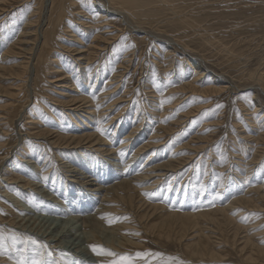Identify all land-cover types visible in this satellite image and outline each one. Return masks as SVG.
I'll return each mask as SVG.
<instances>
[{"label":"rangeland","instance_id":"obj_1","mask_svg":"<svg viewBox=\"0 0 264 264\" xmlns=\"http://www.w3.org/2000/svg\"><path fill=\"white\" fill-rule=\"evenodd\" d=\"M87 1L88 0H70L71 6L69 5V7L66 8L63 18H61V20L59 21L60 23L58 22L59 23L58 35L60 37L59 38L60 40L58 39L55 42L56 44H54V48L51 50L53 52H51L49 55V57L52 56L51 59L56 58L57 61L54 63L55 65H51L49 58H47L45 62L46 64L44 65L45 67L50 68L49 70H51L52 72L46 78L43 77L34 80L33 70H32L33 66L31 64L24 78L25 80L27 78V80L25 82L21 81L24 82L22 83L21 88L18 90H14V88L19 83V81L18 80L16 81V79L14 78L15 74L12 73V69H14V64L19 62L23 58L19 56L16 48H14L13 52L9 55H5L3 53L9 48V45L13 44L14 40L18 38V35L20 34V32H22L23 26L27 21L26 19H28L29 21L30 17H32L31 19L37 18V22L35 24L36 25L41 24L42 27H44L47 24L48 15L45 14L44 10L48 8V1L0 0V3L2 2V4H0V9L2 8L0 10V15L2 14L0 16V22H1L0 23V65H3L4 67L8 68L5 71H0V114H2V111L9 110L8 103L9 101H11L12 93H16V97L14 96V99L15 98L22 99V101H20L21 105L18 104L17 106V112L20 110L19 111L20 113L15 115L12 120L9 119L6 121V119H2L3 124L2 126L0 125V127L2 128L0 131V182H1L0 183V216H1L0 227L7 226L6 228L8 229L6 232V236L4 235L5 238L3 242L0 243V247H1L0 264H10V262L12 264L16 262L18 263L21 259L25 261V264H32L34 258L36 256H39L40 253H43L41 264L44 263L61 264L62 259H64L66 255L72 257L71 259L73 260L70 261L71 264H79V263L80 264H86V263L111 264L113 260L119 259V257L123 255H128L133 257L134 264H245V263L258 264L259 262L258 260L253 261L246 259L248 253H250V248L248 246L246 248L244 247L243 249L241 248L243 246L242 243L243 239H246L247 236H248L247 240L251 241V243L254 242L253 243L254 245L256 244V246L264 247V215H263L264 208L262 209V211H260L261 209H258V211L257 209H249L246 213H244V211L240 212L237 209L231 211V213L228 214L229 218H231V220L233 219V222H235L236 225H240L242 227L240 233H237L236 235H234L235 233L230 228L229 226L230 224H226V225L223 224L220 228H218L215 227L214 224L210 222L206 223L205 220L199 219L196 216L192 218L194 221L189 222V225L194 222V225H190L193 229L188 227V230L183 232L177 231L179 227H175V226H173V229H171L169 232L166 230L160 231L159 230L160 228H154V230L152 231L149 228L152 224L151 222L153 223L159 222L160 219L164 217V215L166 216L167 214H171L173 211L176 214H182L184 210H186L185 208L188 207L187 204L192 203V202H187L185 200L191 199L192 197H200L201 195L202 197H208V198L210 197V199H206L205 201L204 200L200 201L199 205L195 207V208L200 207L201 212H203V210H207L208 207H212V206L216 207L218 205H221L224 202V200L230 199L232 195L234 196L240 194L242 195V192H245L249 189H253L256 186H261L262 183L264 184V160H263L264 151L261 154L259 152L256 153L257 150H255V148L252 147L253 146L252 145L253 143H251L252 141H248V139L246 138L249 136V138L252 139V137L257 136L258 133L260 132L264 133V131H261L262 128L264 129V125H262L264 124V122L262 121L264 120V88H263L264 87L263 85L264 84L263 81L264 79V0H174L176 6L175 8L176 14H180L184 12L183 14L196 18V20H194L195 22L194 27L203 29L204 33L202 34L204 35L203 36L204 39L201 38L202 36H200L197 31L190 32L178 27V24L176 22L177 20L176 15L173 14L171 10H168L167 7H164L163 9H159V10H152L150 12L149 16L154 14V16L157 17L158 19L157 22L152 24L141 22L142 19H144L143 17H140V19L131 20L130 25L131 24L134 26L136 25L135 27H133L132 25H131L132 27L125 26V23H123L119 19H113V20L105 19L108 20L109 23L108 24L109 26L107 25L109 28L106 29H109L108 30L110 31L109 33L111 34L112 37L115 38V41L111 40L112 43H110L108 47L109 49H114L115 47H118L119 51L117 52L116 50L112 54L106 50L105 51L99 50L96 56L98 63L94 62L89 66L94 67V65L97 63L98 67H100V68L97 67L98 68L97 70L100 73V75H105V79H107V77L110 78L113 72L114 74L120 75L119 78L121 83L114 89L115 92H113L112 89H107L104 92H101V94H103L102 98L98 99L95 103L97 104L104 103L105 106H107L109 105V103L114 101L113 99L119 98L124 91L128 93V95L125 98L123 105L122 103L120 105L117 102H115L112 105V107L110 106V108L113 109L110 110L108 109L104 111L105 115L112 116V114H117L115 118L122 117L120 121H115L116 119H114L110 123L111 125L108 124L109 121H106L104 122V124L108 126L106 125L104 126L103 123L101 124L100 122L95 123L96 121L93 120L95 118H92L91 120L88 121L89 126L87 127L88 128L91 127L94 133H97L98 131L97 135L103 138L105 141H107L106 142L107 145H110L109 143L111 142L113 148L117 150L119 147L118 143L120 142V140H122L124 136L121 133H123V131L125 130L126 131L128 130L127 132H129L131 130L132 125L135 122H136L135 125H138V130L136 133H134L136 134L134 136H136V139H140V141L146 142L151 136H153L154 133L153 130L157 128L159 123H163L164 125H167L168 123L170 124L173 121L181 119L180 120L181 122L177 124L178 126L179 125L180 126L178 127L177 125H175V128L176 127L177 128L173 132H171L170 134L164 133L161 135V137L159 138L160 140H158V142L161 143L159 146L161 147V149H164V151L166 152H164L163 150L161 151L160 147L158 146L159 147L158 151L162 153L159 152V154L154 158L158 160V158L161 157L160 161L158 162L159 164L167 160V158L168 160L169 159L175 160L177 157H178L177 159L183 158L184 161L182 162L185 163V164L183 163L180 167L178 166L179 168H176L173 171H167L166 172L167 174L160 176L157 179V183L153 186L154 189L153 188L147 189L148 191L144 189L142 191L143 189L142 186L144 187V185L134 184L135 188L137 189V195H136L137 198L134 199V202L129 204L127 201L123 202L119 198L118 199L112 198L113 201L111 200L110 203L107 202L109 205L105 203L106 206L108 207L111 206L109 209L104 208L106 206L99 207L100 204L97 203L92 196L93 192L87 189L90 188L93 189L94 186L95 187L100 186L103 189L110 185L117 184L121 180H125L128 178L132 179L131 177L133 176V173L134 174L136 173V169H138L137 168L138 165H134V163L131 162L129 163L128 166H126V168H123V164H122L123 162L117 160L119 158L117 157L118 154H116L115 155L116 160L113 159V162L117 163L116 165L117 167L119 166L120 168L119 169L115 165H114L115 167L112 166L111 164L112 160L110 161V159L104 154V152L101 151L96 152V150L94 151V149H89V146H85L86 148L79 147L76 145L77 143L75 141H71L69 142V144L64 146H62V144H64L63 143L64 141H61L60 144L54 145L53 143L51 144V142L48 139L45 138L36 139L35 135L31 134V132L33 131L35 132L37 130L35 129V126L37 125L35 123L30 124L27 122L29 119L27 117L31 115L33 117L31 120L38 123V125H40L39 122L46 121L45 125H40L38 128L41 130L44 129L42 131H49V133L50 132L54 133L57 132L58 130L60 133L62 132V134H66L67 136H69L68 134L83 133L82 130H79L80 121L78 120V118L75 117L74 109L73 110L69 109V108H74L75 105H70L71 104L70 102L69 105L63 104L57 100L61 98L65 99L67 97H70L71 95H76V94L78 95L80 93L79 91L81 90L83 91L84 94V92L86 93L88 89H90V87H92L93 90L89 91V93L91 94H87V97L93 98L95 96L94 92L96 90L98 96L100 94V91H102V89L108 86V85L104 86V80H103L104 77L103 78L98 77L95 81L96 83L92 84L91 82L90 85L85 83L86 81L83 78V72H82L84 70V67L86 66V63H84L85 60L84 61L81 59L79 60L76 57L75 58L76 62H74L72 59H70V57H72L71 50L76 48L82 49L83 47H86L90 43L92 39V35H94L93 34L94 31L91 32L89 31V33L86 34V31L81 30L82 26L76 25L74 23L75 19L76 22H80V20H78L77 18L80 19L81 15L86 14L87 10L86 8L84 9L83 3L85 4L87 3ZM101 3L103 4V7ZM93 8L97 10H105V9L107 10V8L109 9L111 7L110 4L106 3V0H96V2L93 5ZM67 22H69V24ZM161 23L163 24L161 25ZM62 26L65 28H62ZM86 26L88 25L85 24V27ZM66 28H69L71 30L73 36L69 35V33L66 31ZM131 35H133V41L135 43H133V46H131L130 48L128 46V42L131 39ZM205 38L210 43L208 41H205ZM148 41H151V43H148ZM68 49L71 50L69 51ZM216 49H218L219 51ZM149 51L151 52L149 53ZM189 53L194 56L189 55ZM226 55L227 58L225 57ZM128 58H130L131 60L128 61L127 60ZM187 61H188V65H187ZM123 62H128V64L130 65L128 66L127 70H124L123 68H118ZM195 65H197V67H195ZM103 66L105 70L102 73ZM190 67L192 68L191 70ZM106 69L108 71H106ZM156 69L158 71L161 69L160 70L162 71L161 75L157 77L155 75H150L152 71H154L155 73ZM58 70H60V72ZM141 70H142V74L140 72ZM179 70L182 71V75H180L181 77L177 78L178 74H176V72H178ZM195 71L203 72L201 73L202 75L201 78L199 79L200 81L195 80V76H196ZM93 73L94 72L92 71L91 74L92 80L95 78L93 77ZM57 75L66 77L65 87H62L60 85L63 84L64 82L50 81L51 79L57 77ZM151 76H153L152 78L154 79L157 78L156 80L158 82L149 81ZM212 76L213 78H211ZM214 77H216V79L220 78L223 84L226 85V88H224L222 90V93L220 92L219 95L213 92H211L212 94L211 93L200 94L199 92L194 93L193 91L191 92L186 91V93L185 92L179 93L175 91L174 94L176 96L174 95L175 97L174 96L173 97L176 99L173 100V97L171 96L173 102L171 99L168 100L170 102L169 103L167 100L160 98V96H162L163 94L162 91L164 90L163 85L160 84L161 80L162 82H165L169 86L171 84L175 86L176 84L180 85L183 84L184 82L186 83V82L196 81L195 84L199 89L200 87L203 88L210 85L211 86L220 85L219 82L218 83L215 82ZM70 79L72 80L70 81ZM81 81H83L82 85H80ZM34 82L37 84V87L40 86L38 88L39 90H37V87L34 88L33 85ZM227 84H230V87L233 86L232 87L233 89L230 87L228 88ZM71 85L72 86L75 85L74 86L75 88L73 87V90L68 89V87H70ZM41 87L44 88V90H42ZM62 92L65 95L62 94ZM38 93L39 95L41 94L40 95L41 97L38 95ZM155 93L158 95H156ZM35 95H38L41 98L40 102L45 105L46 109L44 110L42 115H38L35 111L31 112V114L27 113L30 110V104L32 100H34L36 97ZM244 97H246V99ZM158 101L162 102L161 105ZM162 104L164 105L166 104L165 107ZM105 106H103V108ZM254 106H256V108ZM120 109H122L121 112H119ZM109 113H111V115ZM165 114L166 116L168 114L170 117L168 121H166L167 117L165 116ZM44 115L46 116L45 117L46 120H44ZM184 115H186L187 117ZM75 119L76 122L74 121ZM258 122L260 123V125L258 124ZM113 125L115 126L117 125V130H116L117 132L113 136L114 138L110 139L109 137L111 133L109 128L110 127L115 128V126ZM106 127H108V129ZM120 128L121 129L125 128V130H121ZM256 128H258L259 132ZM98 129H102V132ZM78 130L79 132H76ZM134 139L135 138L132 137L130 140H128L125 143V145H127L128 148L125 151V154L123 153L124 155V157L122 158L123 161H126L127 159L126 156L130 154L129 147L131 148L130 151L134 149L132 148L135 145L133 144V142L136 139L135 140ZM190 139H192L193 142H190L189 143L190 145L186 146L185 144ZM24 143L26 145L29 144L28 147L34 146L37 148L36 143L40 145L38 146L36 152L32 154L31 157H28L25 154H20L24 152V150L21 149ZM129 144L132 146H130ZM190 146L194 148H191ZM81 150L82 153H80ZM254 152H255L254 155H256L257 160L256 163L254 162L250 164L249 159H251ZM258 153L259 155L257 156ZM142 156L146 157L147 151H145V153ZM81 157L84 159H82ZM105 158H107V160ZM79 160L81 162H79ZM143 161H144L143 164H145L146 163L145 158H143ZM10 162H13L12 165H6L9 164ZM130 164L134 166V168L133 167L129 168ZM25 165L28 168V170L26 171L24 170V168L26 167ZM6 166H9L7 171L5 170V168H7ZM74 167L76 169V172L70 171V169ZM245 168L246 170H244ZM40 169H43L44 171L43 170L41 171ZM111 170L116 172L115 173L113 171L111 172ZM213 170L216 172H214ZM72 175H74V177ZM100 175H102V177ZM37 176L40 177L38 178ZM84 176L87 177L89 176V177L83 178ZM9 177L18 180L20 179L21 182L16 183V185L15 183H10L9 181L12 179ZM69 177L70 180L72 181L69 180ZM244 177H246L245 180ZM155 178L157 177L149 178L144 181L150 183L155 181ZM21 179L25 181H29L34 184H31L30 186L27 185L29 188L28 187L24 188L23 185L25 183H23ZM87 179L88 180L91 179V180L88 181L86 184L85 181ZM240 179L244 180L245 183L243 181L241 185ZM91 182L95 184L93 185L91 184ZM107 182L110 184H108ZM68 183L70 184V186ZM199 184L202 185V188L200 189L198 188ZM231 184H233V186ZM168 186L169 189H167ZM209 189L213 193L209 191ZM263 189H264V185L262 191ZM71 190L74 191L72 192ZM183 190L185 191L183 192ZM240 190L242 191L239 192ZM59 191L61 192V194ZM46 193L47 195L48 194L50 195L45 196ZM52 193H54V195H57V198H54V201H57L55 199H58V201L61 200L60 202L62 204H59L60 202L56 204V205H60L61 207L63 206L60 211L57 210L55 207L56 205H54L53 202H51V200L48 199L51 196H53ZM116 193H117L116 195L120 194L122 196H126L130 193V191H124L118 189V192ZM64 194H66V196H68V194H72V195L65 198ZM68 198H71V202L72 201L74 202L73 206L72 205L67 206L65 204L66 201L69 200ZM81 198L82 199L84 198L83 201L81 200ZM17 205L23 207L24 209L26 208V210L22 212V210L24 209L20 210L19 207H17ZM150 205H159L163 207L162 208L163 211L161 210L159 211V213L157 211L156 213L151 214V210L147 211ZM64 207L69 208L70 210ZM86 208H90L91 211L90 210L86 211ZM115 208H119L120 210L118 211V209ZM99 209L103 211L100 212ZM63 211L66 212L62 213ZM96 211L100 213L98 214ZM95 213H97L100 216H97V214ZM190 213H194V212H190ZM77 214L81 218L78 217ZM93 215L94 216L96 215L95 218L97 217V220L101 224L100 225L101 229H97V233L101 238L100 241H93V242L91 241V243L89 242V244H87L88 249H91V251L93 252L95 259L91 255L90 257H88L68 250H64V252L61 253L60 248H51L50 245H47L48 251H45L40 245L38 246L40 252H37L38 250L31 251L32 253L29 254L28 252L30 251V249L28 248L30 246L28 245L27 247V245H24L23 242L20 241V239L16 240V238H20V236H22L21 235L22 233H27L28 235H31L33 239L36 236L29 231L28 232L22 231L21 229L16 228L12 225L10 226L6 223L7 219L12 217H16L15 219H18L20 217L19 219H22V221H27L26 219H32V216H35V218L46 217L51 219L57 217V219L59 220L68 217L74 219V217L76 216L75 220L77 219L78 221L77 225H79L80 222L83 220V218ZM101 216H103L104 219ZM126 218L127 220L130 218L128 221L129 222L132 221L133 223L132 222L129 223L126 220ZM104 222L106 223V225L104 224ZM116 225H121V227L120 226L117 227ZM114 228H116L117 230ZM165 229H167V227ZM74 232L75 235H77L80 232H82V229L81 228L74 229ZM110 232H114V233L111 234ZM198 233L199 234L201 233L202 235H199ZM128 235L129 236L131 235L130 236L131 238H129ZM193 235L194 236L197 235V236L194 237ZM108 236H114V238L116 237V239L119 238L120 240L123 239L126 240L125 242L123 241L124 246L122 243H121L122 245L117 244L116 243L117 241H114L115 244L112 245L111 243H109L111 239H108ZM121 236L123 237V239L120 238ZM203 236L208 237L207 245L210 251L205 255L203 253L197 252L194 249L197 246L192 247L193 244L199 241L200 240L199 238H202ZM106 239L109 241H107ZM102 242H103V246H102ZM90 244L92 246H96V248L99 250L93 251L92 250L93 247ZM106 244H110V245H106ZM110 250L111 252L113 251V253H117L118 255L115 257L108 255L107 258L106 254H108ZM241 250L242 253H244V255L241 253ZM97 252H101L99 256L103 254L102 257L97 256L98 255ZM138 252L154 253L158 255H149L147 257H136V253ZM103 256L105 259H103ZM253 257L257 258L258 256L253 255ZM25 258H29V260L30 259L31 260L28 262L27 260H25ZM53 260L56 261L52 262ZM259 264H264V263L259 262Z\"/></svg>","mask_w":264,"mask_h":264},{"label":"bare ground","instance_id":"obj_2","mask_svg":"<svg viewBox=\"0 0 264 264\" xmlns=\"http://www.w3.org/2000/svg\"><path fill=\"white\" fill-rule=\"evenodd\" d=\"M45 1H48V8H44L45 10H44V12H45V14L46 15H48V17H47V24L44 26V27H42L41 26V24H38V25H36L35 23L37 22V18L36 19H31L32 17H30L29 18V21H28V19H26L27 21L25 22V24H24V26H23V30H22V32H20V34L18 35V38L16 39V40H14V43L13 44H11V45H9V48L3 53V54H5V55H9V54H11L12 52H13V49L14 48H16L17 49V53L19 54V56L20 57H22L23 59L22 60H20L19 62H17V63H15L14 64V69H12V73H14L15 74V79H16V81L18 80L19 81V83L16 85V87L14 88V90H18V89H20L21 88V85H22V83H24L26 80H27V78H26V80L24 79L25 78V75H26V73H27V70H29V68H30V65L32 64V66H33V79L35 80H37L38 78H43V77H47L52 71L51 70H49L50 68H47V67H45L44 65L46 64L45 62H46V60H47V58H49V60H50V64L51 65H55L54 63L57 61V59L56 58H53V59H51L52 58V56H50L49 57V55H50V53L51 52H53V51H51L53 48H54V44H56L55 42L60 38L59 37V35H58V28H59V21L61 20V18H63V16H64V12H65V10H66V8L67 7H69V5L71 6V3H70V0H45ZM84 2H86V1H84ZM96 2V0H88L87 1V3H83V6H84V9L86 8V10L88 11H86V14L88 15H86V14H84V15H81L80 16V19L79 18H77L78 20H80V22H76V19L74 20V23L76 24V25H80V26H82V28H81V30H83V31H86V34L87 33H89V31L91 32V31H94V35H92V39H91V41H90V43L86 46V47H83L82 49H68L69 51L71 50V52H72V57H70V59H72L74 62H76L75 61V58L77 57V59H81V60H85V62L84 63H86V66L84 67V70L82 71L83 72V78H84V80L86 81L85 83H87L88 85H90V83L92 82V84L93 83H96L95 81H96V79L98 78V77H104L103 78V80H104V86H106V85H108L106 88H104V89H102V91H100V94L97 96V90L94 92L95 93V96L93 97V98H88L87 97V94H91V93H89V91L90 90H93L92 89V87H90V89H88V91L85 93L84 92V94H83V91L81 90V91H79L80 93L77 95H71L70 97H67V98H61V99H59V100H57V101H59L60 103H63V104H67V105H69L70 103V105H75V107L74 108H69V109H74V112H75V117L76 118H78V120L80 121V126H79V130H82L83 131V133H80V134H68L69 136H67L66 134H62V132L60 133L58 130H57V132H54V133H49V131H42V130H44V129H38L39 128V126L40 125H45V123H46V121H44V122H39V124L40 125H38V123H36L35 121H33V120H31L33 117L31 116V115H29L27 118H29L28 119V123H30V124H36L37 126H35V129H37L35 132L33 131V132H31V134H33V135H35V138L36 139H42V138H45V139H48L50 142H51V144L53 143L54 145H56V144H60L61 143V141H64L63 143L64 144H62V146H64V145H67V144H69V142H71V141H75L77 144V146H79V147H84V148H86L85 146H89V149H94V151L96 150V152L97 151H101V152H104V154L110 159V161L112 162L111 164H112V166L113 167H117V163H115V162H113V159H115V155L116 154H118V158L119 159H117V160H120V162H123L122 164H123V168H126V166H128L129 165V163H131V162H133L134 163V165H138V169H136V173L134 174L133 172V176L131 177L132 179H125V180H121L119 183H117V184H114V185H110V186H108V187H106V188H103L102 189V187H100V186H94V188L93 189H87V190H90V191H92L93 192V194H92V196H93V198H94V200H96V202L97 203H99L100 204V206L99 207H101V206H106L105 205V203H110L111 202V200H112V198H119V199H121L123 202H125V201H127L129 204H131V203H133L134 202V199L135 198H137L136 197V195H137V189L135 188V185L134 184H142V185H144V187L142 186V191L144 190V189H154V185L157 183V179L160 177V176H163V175H165V174H167L166 172L167 171H173L174 169H176V168H179L184 162H182V161H184V159L183 158H180V159H175V160H168V158H167V160H165L164 162H162V163H158L159 161H160V158L161 157H159L158 158V160H156L154 157L155 156H157L158 154H159V152L160 151H158L159 149V145L161 144L160 142H158V140H160L159 138L161 137V135L162 134H164V133H171V132H173L176 128H175V125H177L178 123H180L181 121V119L180 120H176V121H173V122H171V120H170V124L168 123L167 125H164L163 123H159V125L157 126V128L156 129H154L153 131H154V133H153V136H151L146 142H142V141H140V139H136V136H134V135H136V134H134V133H136L137 132V130H138V125H135V123L132 125V127H131V130L129 131V132H127L126 130H125V128H123V129H121V130H125V131H123V133H121V134H123L124 136H123V138H122V140H120V142L118 143L119 144V147H118V149L117 150H115L114 148H113V145H111V142L109 143L110 145H107V141H105L103 138H101L100 136H98L97 135V133H98V131H97V133H94L93 131H92V128L91 127H87V126H89L88 124V121L89 120H91L92 118H95V119H93V120H95L94 122L95 123H99L100 122V124L101 123H103L104 124V122H106V121H109L108 122V124H110L114 119H116L115 121H120L121 120V118L120 117H118V118H115V116L117 115V114H112V116H109V115H105V113H104V111H106V110H110V109H113V108H110V106L112 107V105L115 103V102H117L118 104H120L121 105V103H122V105H123V103H124V101H125V98L127 97V95H128V93H126L125 91L121 94V96L119 97V98H117V99H113L114 101L113 102H111V103H109V105H107V106H105V104L104 103H102V104H100V103H95L98 99H101L102 98V95L103 94H101V92H104L105 90H107V89H112L113 90V92H115L114 91V89L118 86V85H120V75H118V74H114V72H113V74L111 75V77L110 78H108L107 77V79H105V75H100V73L98 72V68H100V67H98V62H97V52H99V50L100 51H109L110 53H112L113 54V52H115L116 50H117V52L119 51L118 49V47H115L114 49H109V44L110 43H112L111 42V40H114L115 41V38L114 37H112L111 36V34L109 33L110 31H108L109 29H106V28H109L108 26V20H105V19H119L120 21H122L123 23H125V26H129V27H135L134 25H130V23H131V20H133V19H140V17H143L144 19H142V21L141 22H144V23H148V24H152V23H155V22H157L158 21V19H157V17H155L154 16V14H152L151 16H149L150 15V12L152 11V10H159V9H163L164 7H167V9L168 10H171L172 11V13L173 14H175L176 15V18H177V20H176V22H177V24H178V27H180V28H182V29H184V30H187V31H197L198 33H199V35L200 36H202L201 38L202 39H204L203 38V34L202 33H204L203 32V29L201 28V29H199V28H196V27H194L195 26V22H194V20H196V18H193L192 16H188V15H186V14H183V13H180V14H176V12H175V8H176V6H175V2H174V0H106V3L107 4H110V7L111 8H107V10L105 9V10H97V9H94L93 8V5H94V3ZM97 3H99V2H97ZM0 4H2V2L0 3ZM102 4V3H101ZM46 5V4H45ZM108 6V5H107ZM102 7H103V4H102ZM2 9V8H1ZM0 9V10H1ZM109 10H111V11H109ZM15 11V10H14ZM8 12V11H7ZM10 12V11H9ZM11 13V12H10ZM2 15V14H1ZM0 15V16H1ZM43 15V14H42ZM67 17V16H66ZM122 18V19H121ZM22 19H23V17H22ZM66 19H68V18H66ZM174 19V18H173ZM198 20V19H197ZM46 21V20H45ZM59 22V23H58ZM66 22V21H65ZM1 23V22H0ZM68 24H69V22H67ZM73 24V23H72ZM85 24H87L88 26H86L85 27ZM163 23H161V25H162ZM197 24V23H196ZM200 24V23H199ZM36 25V26H35ZM62 25V24H61ZM67 25V24H66ZM108 25V26H107ZM198 25V24H197ZM196 25V26H197ZM11 26V25H10ZM200 26V25H199ZM198 26V27H199ZM19 27V26H18ZM78 27V26H77ZM12 28V27H11ZM62 28H65V27H63L62 26ZM125 29H126V27H125ZM132 29V28H131ZM64 30V29H63ZM62 30V31H63ZM119 30V29H118ZM136 30V29H135ZM134 30V31H135ZM66 31L69 33V35L70 36H73V34L71 33V30L69 29V28H66ZM74 31V30H73ZM137 31V30H136ZM143 31V30H142ZM208 31V30H207ZM80 32H82V31H80ZM138 32H139V30H138ZM85 33V32H84ZM144 33H146V32H144ZM150 33H151V31H150ZM208 33V32H207ZM131 34V33H130ZM149 34V33H148ZM186 34H188V33H186ZM68 35V34H67ZM146 35V34H145ZM150 35V34H149ZM115 36V35H114ZM142 36V35H141ZM151 36H153V35H151ZM150 36V37H151ZM157 36V35H156ZM162 36V35H161ZM207 36V35H206ZM65 37V36H64ZM76 37V36H75ZM140 37V36H139ZM158 37V36H157ZM164 37V36H163ZM168 37V36H167ZM9 38V37H8ZM119 38V37H118ZM154 38H155V36H154ZM177 38V37H176ZM191 38V37H190ZM200 38V37H199ZM207 38H209V37H207ZM215 38V37H214ZM66 39V38H65ZM73 39H74V37H73ZM157 39V38H156ZM155 39V40H156ZM198 39V38H197ZM60 40V39H59ZM62 40V39H61ZM118 40V39H117ZM8 41V40H7ZM73 41V40H72ZM113 41V42H114ZM173 41V40H172ZM205 41H208L206 38H205ZM4 42V41H3ZM117 42V41H116ZM199 42H201V41H199ZM204 42V41H203ZM209 42V41H208ZM133 43H135L134 41H133V35H131V39L129 40V42H128V46L131 48V46H133ZM144 43V42H143ZM148 43H151V41H148ZM167 43H168V41H167ZM210 43V42H209ZM212 44V43H211ZM153 45H154V43H153ZM178 45V44H177ZM207 45V44H206ZM215 45V44H214ZM119 46V45H118ZM211 46V45H210ZM81 47V46H80ZM146 47V46H145ZM149 47V46H148ZM156 47V46H155ZM214 47V46H213ZM217 47H219V46H217ZM70 48V47H69ZM111 48V47H110ZM215 49V48H214ZM149 50H150V48H149ZM167 50V49H166ZM192 50V49H191ZM216 50H218V49H216ZM112 51V52H111ZM157 51H158V48H157ZM189 51V50H188ZM193 51V50H192ZM219 51V50H218ZM57 52V51H56ZM68 52V51H67ZM144 52V51H143ZM146 52V51H145ZM151 51H149V53H150ZM160 52V51H159ZM186 52V51H185ZM229 52V51H228ZM136 53V52H135ZM228 54V53H227ZM231 54V53H230ZM233 54V53H232ZM110 55V54H109ZM147 55H149V54H147ZM188 55V54H187ZM189 55H191L190 53H189ZM155 56V55H154ZM191 56H194V55H191ZM202 56H204V55H202ZM231 56V55H230ZM146 57V56H145ZM160 57V56H159ZM226 58H227V55L225 56ZM190 58V57H189ZM192 59V58H191ZM128 61H130L131 59L130 58H128L127 59ZM150 60V59H149ZM34 61V62H33ZM82 61V62H83ZM144 61V60H143ZM146 61V60H145ZM151 61V60H150ZM177 61V60H176ZM81 62V63H82ZM94 62H97L95 65H94V67H90L89 65L90 64H93ZM153 62V61H152ZM154 62H155V60H154ZM63 63V62H62ZM61 63V64H62ZM80 63V62H79ZM131 63V62H130ZM151 63V62H150ZM173 63V62H172ZM196 63H199V62H196ZM142 65H144V64H142ZM147 65V64H146ZM167 65V64H166ZM187 65H188V61H187ZM58 66V65H57ZM128 66H130L129 64H128V62H123L118 68H123L124 70H127V68H128ZM141 66V65H140ZM173 66V65H172ZM175 66V65H174ZM193 66V65H192ZM98 67V68H97ZM154 67V66H153ZM157 67H158V65H157ZM176 67V66H175ZM179 67V66H178ZM195 67H197V65H195ZM32 68V67H31ZM133 68V67H132ZM135 68V67H134ZM161 68V67H160ZM182 68H183V66H182ZM187 68V67H186ZM200 68V67H199ZM6 69H8V68H6V67H4L3 65H0V71H5ZM144 69H145V67H144ZM147 69V68H146ZM154 69V68H153ZM189 69V68H188ZM192 68L190 67V70H191ZM201 69V68H200ZM55 70V69H54ZM105 70V68H104V66L102 67V73H103V71ZM140 70V69H139ZM161 70V69H160ZM158 71L157 69H156V72L154 73V71H152V70H150V71H152L151 73H150V75H155L156 77L157 76H160L161 75V73H162V71ZM174 70V69H173ZM59 72H60V70H58ZM92 71L94 72L93 73V77H95L93 80L91 79L92 77ZM100 71V70H99ZM106 71H108L107 69H106ZM146 71V70H145ZM165 71V70H164ZM180 71V70H179ZM176 72V74H178L177 75V78H179V77H181L180 75H182V71H180V72ZM184 71V70H183ZM185 71H187V70H185ZM141 72V74H142V70L140 71ZM171 72V71H170ZM191 72V71H190ZM196 73V76H195V80H199L200 78H201V73H203V72H200V71H195ZM192 73H193V71H192ZM63 74V73H62ZM145 74V73H144ZM173 74V73H172ZM171 74V75H172ZM253 74V73H252ZM255 74H256V72H255ZM175 75V74H174ZM51 76V75H50ZM143 76V75H142ZM149 76V75H148ZM261 76V75H260ZM54 77V76H53ZM85 77H87V78H85ZM153 76H151L150 77V79H149V81H151V82H158L156 79H154V78H152ZM172 77V76H171ZM194 77V76H193ZM30 78H32V77H30ZM138 78V77H137ZM143 78V77H142ZM192 78V77H191ZM211 78H213V76L211 77ZM218 78V77H217ZM251 78V77H250ZM65 79H66V77H64V76H59V75H57V77H55L54 79H51L50 81L51 82H64L63 84H60L62 87H65ZM122 79V78H121ZM160 79H161V77H160ZM167 79V78H166ZM172 79V78H171ZM214 79H215V82L216 83H218L219 82V84L220 85H210V86H207V87H203V88H197V85L195 84V82H184L183 84H180V85H175V86H173L172 84L169 86V85H167L165 82H162V80L160 81L161 83V85H163V94H162V96H160V98L161 99H165V100H169V99H171L175 94H174V92L176 91V92H185L186 93V91H193L194 93L195 92H199L200 94L201 93H205V94H207V93H211V92H213V93H215V94H220V92L222 93V90L224 89V88H226V85L225 84H223V82H222V80H220V78H218V79H216V77H214ZM226 79V78H225ZM72 79H70V81H71ZM106 80V81H105ZM113 80H115V81H113ZM137 80V79H136ZM141 80V79H140ZM165 80V79H164ZM184 80V79H183ZM206 80V79H205ZM209 80V79H208ZM258 80V79H257ZM21 81H24V82H21ZM29 81V80H28ZM30 81H31V79H30ZM132 81H133V79H132ZM200 81V80H199ZM203 81H204V79H203ZM207 81V80H206ZM228 81V80H227ZM263 81H264V79H263ZM170 82V81H169ZM181 82V81H180ZM202 82V81H201ZM67 83V82H66ZM82 83H83V81H81V84L80 85H82ZM182 83V82H181ZM226 83V82H225ZM230 83V82H229ZM91 84V85H92ZM198 84V83H197ZM263 84V83H262ZM34 88L35 87H37V84L34 82ZM87 85V86H88ZM95 85V84H94ZM124 85V84H123ZM149 85V84H148ZM156 85V84H155ZM200 85V84H199ZM203 85V84H202ZM228 85V88L230 87V84H227ZM264 85V84H263ZM66 86H69V85H66ZM75 86V85H74ZM74 86H70V87H68V89H70V90H73V87ZM152 86V85H151ZM150 86V87H151ZM159 86V85H158ZM40 87V86H39ZM39 87H37V90H39L38 88ZM81 87V86H80ZM100 87V86H99ZM161 87V86H160ZM159 87V88H160ZM233 87V86H232ZM232 87H230V88H232ZM42 88V87H41ZM75 88V87H74ZM85 88V87H84ZM236 88V87H235ZM264 88V87H263ZM95 89V88H94ZM156 89V88H155ZM233 89V88H232ZM42 90H44V88H42ZM87 90V89H86ZM123 90V89H122ZM153 90V89H152ZM85 91V90H84ZM110 91V90H109ZM119 91V90H118ZM121 91V90H120ZM155 91H157V90H155ZM154 91V92H155ZM228 91V90H227ZM143 92V91H142ZM147 92V91H146ZM161 92V93H162ZM70 93V92H69ZM109 93V92H108ZM108 93H106V94H108ZM111 93H112V91H111ZM134 93V92H133ZM145 93V92H144ZM148 93V92H147ZM228 93V92H227ZM23 94H25V93H23ZM60 94V93H59ZM62 94H64L63 92H62ZM116 94V93H115ZM156 94V93H155ZM177 94V93H176ZM190 94H192V93H190ZM199 94V95H200ZM212 94V93H211ZM242 94H243V92H242ZM38 95H39V93H38ZM38 95H35L36 97H35V99L34 100H32V102H31V104H30V110L27 112V113H30L31 114V112H33V111H35L38 115H42V113L44 112V110L46 109L45 108V105L43 104V103H41L40 102V97L38 96ZM65 95V94H64ZM70 95V94H69ZM104 95H105V93H104ZM156 95H158V94H156ZM159 95H161V94H159ZM180 95V94H179ZM198 95V94H197ZM228 95V94H227ZM238 95V94H237ZM236 95V96H237ZM14 96L16 97V93H12V97H11V101L14 99ZM31 96V95H30ZM44 96V95H43ZM93 96V95H92ZM115 96H117V95H115ZM135 96V95H134ZM150 96H152V95H150ZM172 96V97H171ZM176 96V95H175ZM174 96V97H175ZM202 96V95H201ZM217 96V95H216ZM239 96V95H238ZM252 96V95H251ZM28 97V96H27ZM63 97V96H62ZM90 97V96H89ZM173 97V100L174 99H176V98H174ZM188 97V96H187ZM215 97V96H214ZM218 97V96H217ZM223 97V96H222ZM160 98H159V101H160ZM245 99H246V97H244ZM58 99V98H57ZM106 99H108V98H106ZM134 99V98H133ZM223 99V98H222ZM16 100H18V101H16ZM25 100V99H24ZM172 100V99H171ZM173 100H172V102H173ZM210 100V99H209ZM220 100V99H219ZM240 100V99H239ZM11 101H9V103H8V109L9 110H5V111H2V114H0V125L2 126V124H3V120L2 119H6V121L7 120H9V119H13V117L15 116V115H17V114H19L20 112V110L17 112V106H18V104H20V101H22V99H18V98H15L12 102ZM28 101V100H27ZM158 101V102H159ZM70 102V103H69ZM106 102V101H105ZM169 102V101H168ZM252 102V101H251ZM255 102V101H254ZM108 103V102H107ZM146 103V102H145ZM160 103V105H161V103L162 102H159ZM158 103V104H159ZM170 103V102H169ZM169 103H168V105H169ZM212 103V102H211ZM210 103V104H211ZM97 104V105H96ZM141 104V103H140ZM179 104V103H178ZM21 105V104H20ZM162 105H164V104H162ZM166 105V104H165ZM165 105H164V107H165ZM174 105V104H173ZM243 105H244V103H243ZM103 106H105L104 108H103ZM118 106V105H117ZM172 106V105H171ZM22 107V106H21ZM20 107V108H21ZM71 107V106H70ZM205 107H207V106H205ZM244 107H245V105H244ZM255 108H256V106H254ZM253 107V108H254ZM29 108V107H28ZM121 108V107H120ZM159 108V107H158ZM163 108V107H162ZM175 108V107H174ZM199 108V107H198ZM204 108V107H203ZM202 108V109H203ZM167 109H168V107H167ZM248 109V108H247ZM146 110V109H145ZM173 110V109H172ZM257 110H259V109H257ZM122 111V109H120V111L119 112H121ZM164 111H166V110H164ZM196 111V110H195ZM247 111V110H246ZM155 112V111H154ZM162 112H163V110H162ZM248 112V111H247ZM254 112H255V110H254ZM262 112V111H261ZM257 113V112H256ZM47 114V113H46ZM110 115H111V113H109ZM119 114V113H118ZM172 114V113H171ZM26 115V114H25ZM128 115V114H127ZM163 115V114H162ZM181 115V114H180ZM3 116V117H2ZM83 116V117H82ZM164 116V115H163ZM165 116H166V114H165ZM184 116H186V115H184ZM261 116V115H260ZM26 117V116H25ZM46 116L44 115V120H46V118H45ZM108 117V118H107ZM167 118V120L166 121H168L169 119H170V117H169V115L167 114V116H166ZM187 117V116H186ZM73 118V117H72ZM107 118V119H106ZM144 118V117H143ZM133 120V119H132ZM173 120V119H172ZM255 120V119H254ZM257 120V119H256ZM49 121V120H48ZM75 122H76V119L74 120ZM73 121V122H74ZM131 121V120H130ZM151 121V120H150ZM163 121H165V120H163ZM184 121V120H183ZM263 122H264V120H262ZM57 122V121H56ZM62 122V121H61ZM54 123V122H53ZM78 123H77V125H78ZM81 123H82V125H81ZM122 123V122H121ZM217 123V122H216ZM256 123V122H255ZM5 124H6V122H5ZM57 124V123H56ZM148 124V123H147ZM218 124V123H217ZM258 124L260 125V123L258 122ZM49 125V124H48ZM58 125H59V123H58ZM76 125V124H75ZM106 124H104V126H105ZM111 125V124H110ZM205 125V124H204ZM209 125V124H208ZM262 125H264V124H262ZM106 126H108V125H106ZM113 126H115V125H113ZM178 126V125H177ZM180 126V125H179ZM178 126V127H179ZM6 127V126H5ZM68 127V126H67ZM71 127V126H70ZM86 128V129H85ZM101 128V127H100ZM104 128V127H103ZM107 129H108V127H106ZM154 128V127H153ZM262 128V127H261ZM1 127H0V131H1ZM67 129V128H66ZM110 129V139H112V138H114L113 136L115 135V133L117 132L116 130H117V125L115 126V128H112V127H110L109 128ZM241 129V128H240ZM257 130H258V128H256ZM72 130V129H71ZM79 130L78 131H76V132H79ZM243 130V129H242ZM251 130V129H250ZM96 131V130H95ZM109 131V130H108ZM253 131H254V129H253ZM261 131H264V129L262 128L261 129ZM102 132V131H101ZM258 132H259V130H258ZM2 133H3V131H2ZM108 133V132H107ZM119 133V134H120ZM253 133V132H252ZM120 134V135H121ZM52 135H54V136H52ZM104 135V134H103ZM107 135V134H106ZM243 135V134H242ZM8 136H10V135H8ZM17 136V135H16ZM139 136V135H138ZM141 136V135H140ZM240 136V135H239ZM132 137H134L135 139V141L133 142V144H135L132 148H134V149H132V151H130L131 150V148L129 147V152H130V154H128L126 157H127V159H126V161H123L122 160V158L124 157V155H123V153L125 154V151L127 150V145H125V143L128 141V140H130ZM232 137V136H231ZM245 137H246V135H245ZM251 137H252V135H251ZM54 138V139H53ZM120 138V137H119ZM196 138V137H195ZM233 138V137H232ZM244 138V137H243ZM247 139H248V141H252L251 143H253L252 145V147H254L255 148V150H257L256 151V153L257 152H259L260 154L264 151V133L262 132H260V133H258L257 134V136H255V137H252V139H250L249 138V136L248 137H246ZM22 139V138H21ZM116 139V138H115ZM121 139V138H120ZM245 139V138H244ZM26 140V139H25ZM114 140V139H113ZM196 140V139H195ZM232 140V139H231ZM35 141V140H34ZM247 141V140H246ZM30 142H32V141H30ZM45 142V141H44ZM67 142V143H66ZM190 142H193V140L192 139H190L189 141H187V143L185 144L186 146L187 145H190L189 143ZM28 143V142H27ZM131 143V142H130ZM249 143V142H248ZM250 143V144H251ZM113 144V143H112ZM116 144V143H115ZM165 144V143H164ZM247 144V143H246ZM40 144H37L36 143V146H37V148L36 147H34V146H31V147H28L29 146V144L28 145H26L25 143L23 144V146H22V150H24V152H22V153H20V154H25V155H27L28 157H31V155L32 154H34L35 152H36V150L38 149V146H39ZM106 145V146H105ZM130 145V144H129ZM169 145V144H168ZM177 145V144H176ZM184 145V146H185ZM241 145V144H240ZM130 146H132V145H130ZM159 146V147H158ZM175 146V145H174ZM179 146V145H178ZM177 146V147H178ZM182 146H183V144H182ZM181 146V147H182ZM166 147V146H165ZM164 147V148H165ZM170 147V146H169ZM168 147V148H169ZM176 147V146H175ZM180 147V146H179ZM191 147V146H190ZM171 148V147H170ZM173 148V147H172ZM186 148V147H185ZM185 148H182V149H185ZM191 148H194V147H191ZM245 148V147H244ZM5 149V148H4ZM160 149H161V147H160ZM181 149V150H182ZM22 150H20V151H22ZM40 150V149H39ZM84 150V149H83ZM164 151V149H161V151ZM191 150V149H190ZM236 150V149H235ZM86 151V150H85ZM93 151V152H94ZM145 151H147V156L146 157H144V156H142L144 153H145ZM183 151V150H182ZM251 151V150H250ZM80 152V151H79ZM90 152V151H89ZM95 152V153H96ZM164 152H166V151H164ZM170 152V151H169ZM222 152H224V151H222ZM236 152V151H235ZM234 152V153H235ZM43 153H45V152H43ZM77 153V152H76ZM80 153H82V150H81V152ZM85 153V152H84ZM87 153V152H86ZM160 153H162V152H160ZM184 153H185V151H184ZM259 153L257 154V156L259 155ZM75 154V153H74ZM100 154V153H99ZM112 154V155H111ZM165 154V153H164ZM163 154V155H164ZM175 154V153H174ZM255 154V152L253 153V155H252V157H251V159H249V162H250V164L251 163H256V160H257V157H256V155H254ZM73 155V154H72ZM82 155H84V154H82ZM95 155V154H94ZM93 155V156H94ZM237 155V154H236ZM263 155V154H262ZM26 156V157H27ZM47 156V155H46ZM104 156V155H103ZM182 156V155H181ZM13 157V156H12ZM76 157V156H75ZM83 157V156H82ZM81 157V158H82ZM88 157V156H87ZM87 157H86V159H87ZM168 157V156H167ZM169 157H170V155H169ZM229 157V156H228ZM234 157V156H233ZM261 157V156H260ZM77 158V157H76ZM143 158H145V161H146V163L145 164H143L144 163V161H143ZM154 158V159H153ZM157 158V157H156ZM231 158V157H230ZM250 158V157H249ZM80 159V158H79ZM82 159H84V158H82ZM92 159V158H91ZM97 159V158H96ZM104 159V158H103ZM106 160H107V158H105ZM164 159V158H163ZM258 159H259V157H258ZM46 160V159H45ZM116 160V159H115ZM114 160V161H115ZM162 160V159H161ZM245 160V159H244ZM248 160V159H247ZM263 160H264V158H263ZM22 161H24V160H22ZM75 161V160H74ZM77 161V160H76ZM214 161V160H213ZM32 162V161H31ZM46 162V161H45ZM79 162H81L80 160H79ZM109 162V161H108ZM215 162V161H214ZM246 162H248V161H246ZM263 162V161H262ZM6 163V162H5ZM12 163L13 162H10L9 164H6V165H12ZM26 163H27V161H26ZM91 163V162H90ZM102 163V162H101ZM106 163V162H105ZM132 163V164H133ZM33 164V163H32ZM62 164V163H61ZM77 164V163H76ZM79 164V163H78ZM103 164V163H102ZM110 164V165H111ZM119 164V163H118ZM185 164V163H184ZM215 164V163H214ZM244 164H247V163H244ZM39 165V164H38ZM45 165H46V163H45ZM48 165V164H47ZM80 165H82V164H80ZM94 165V164H93ZM109 165V164H108ZM115 165V166H114ZM121 165V164H120ZM258 165H259V163H258ZM26 166V165H25ZM34 166V165H33ZM73 166V165H72ZM71 166V167H72ZM76 166V165H75ZM86 166V165H85ZM100 166V165H99ZM122 166V165H121ZM179 166V167H178ZM207 166V165H206ZM238 166V165H237ZM7 168H5V170L7 171V169L9 168V166H6ZM38 167V166H37ZM70 167V168H71ZM79 167V166H78ZM87 167H89V166H87ZM97 167H98V165H97ZM131 167H133L134 168V166H132L131 164H130V166H129V168H131ZM220 167H222V166H220ZM225 167H226V165H225ZM249 167V166H248ZM20 168V167H19ZM39 168V167H38ZM46 168H48V167H46ZM69 168V169H70ZM82 168H83V166H82ZM93 168V167H92ZM117 168H119V166L117 167ZM212 168V167H211ZM235 168H237V167H235ZM251 168V167H250ZM64 169V168H63ZM98 169V168H97ZM114 169V168H113ZM120 169V168H119ZM119 169H118V171H119ZM127 169H128V167H127ZM232 169V168H231ZM241 169V168H240ZM258 169V168H257ZM260 169V168H259ZM262 169V168H261ZM24 170L26 171V170H28V168H27V166L24 168ZM41 171L43 170V169H40ZM66 170V169H65ZM79 170V169H78ZM77 170V171H78ZM84 170V169H83ZM96 170V169H95ZM94 170V171H95ZM106 170V169H105ZM223 170V169H222ZM224 170H225V168H224ZM244 170H246V168L244 169ZM10 171V170H9ZM44 171V170H43ZM64 171V170H63ZM70 171H73V172H76V169H75V167L74 168H72V169H70ZM86 171V170H85ZM100 171V170H99ZM99 171H98V174H99ZM104 171V170H103ZM113 170H111V172H112ZM124 171V170H123ZM212 171V170H211ZM214 171V170H213ZM261 171V170H260ZM259 171V172H260ZM51 172V171H50ZM65 172H67V171H65ZM80 172V171H79ZM107 172V171H106ZM105 172V173H106ZM110 172V171H109ZM114 172V171H113ZM116 172V171H115ZM114 172V173H115ZM214 172H216V171H214ZM223 172V171H222ZM254 172H255V170H254ZM2 173V172H1ZM26 173V172H25ZM28 173V172H27ZM85 173V172H84ZM91 173V172H90ZM104 173V174H105ZM224 173V172H223ZM253 173V172H252ZM257 173V172H256ZM68 174V173H67ZM76 174V173H75ZM81 174V173H80ZM118 174H120V173H118ZM216 174V173H215ZM251 174V173H250ZM53 175V174H52ZM55 175V174H54ZM122 175V174H121ZM248 175V174H247ZM60 176V175H59ZM69 176V175H68ZM68 176H66V177H68ZM73 177H74V175H72ZM93 176V175H92ZM101 177H102V175H100ZM113 176V175H112ZM119 176V175H118ZM117 176V177H118ZM25 177V176H24ZM38 178L40 177V176H37ZM54 177V176H53ZM85 177H87V176H84L83 178H85ZM89 177V176H88ZM87 177V178H88ZM154 177H157V178H155V181H153V182H150V183H148V182H146V181H144V180H146V179H149V178H154ZM221 177V176H220ZM253 177V176H252ZM9 178H11L12 180H8L10 183H15V185H16V183H20L21 181H20V179L18 180V179H15V178H12V177H9ZM37 178V179H38ZM113 178V177H112ZM237 178V177H236ZM250 178V177H249ZM248 178V179H249ZM49 179V178H48ZM60 179V178H59ZM58 179V180H59ZM95 179H96V177H95ZM105 179V178H104ZM119 179V178H118ZM162 179V178H161ZM246 179V177H244V180ZM257 179V178H256ZM22 180V179H21ZM68 180V179H67ZM69 180H70V177H69ZM91 180V179H90ZM90 180H86L85 181V183L87 184V182L88 181H90ZM102 180V179H101ZM107 180V179H106ZM109 180V179H108ZM163 180V179H162ZM241 180V179H240ZM244 180H241L240 181V184L242 185V182L244 181ZM23 181V183H25L24 185H23V187L25 188V187H28L27 185H31V184H34V183H31V182H29V181H25V180H22ZM66 181V180H65ZM70 181H72V180H70ZM84 181V180H83ZM96 181V180H95ZM238 181V180H237ZM8 182V183H9ZM60 182V181H59ZM161 182V181H160ZM224 182V181H223ZM251 182V181H250ZM256 182V181H255ZM1 183V182H0ZM5 183V182H4ZM74 183V182H73ZM108 183V182H107ZM159 183V182H158ZM244 183H245V181H244ZM254 183V182H253ZM69 184V183H68ZM78 184V183H77ZM91 184H93L92 182H91ZM95 184V183H94ZM93 184V185H94ZM99 184V183H98ZM108 184H110V183H108ZM184 184V183H183ZM75 185V184H74ZM206 185V184H205ZM224 185V184H223ZM232 186H233V184H231ZM238 185V184H237ZM240 185V186H241ZM263 183L261 184V186H256L255 188H253V189H249V190H247V191H245V192H242V195L240 194V195H236V196H234V195H232V197L230 198V199H228V200H224V202L221 204V205H218V206H216V207H208L207 208V210H203V212H201V209H200V207H198V208H195V207H197L198 205H199V202L200 201H205L206 199H210V197L208 198V197H202V195L200 196V197H190L191 199H188V200H185V201H187V202H192V203H188L187 204V208H188V210H187V208H185L186 210H184V212L182 213V214H176L174 211V213L172 212L171 214H167L166 216L164 215V217L162 218V219H160V221L159 222H156V223H153V222H151L152 224H151V226H150V228L149 229H151L152 231L154 230V228H160L159 230L160 231H162V230H166V231H170L171 229H173V226H175V227H179V229L177 230V231H179V232H183V231H186V230H188V227H190V228H192L190 225H194V222L193 223H191L190 225H189V222L190 221H194L192 218H194L195 216L197 217V218H199V219H203V220H205L206 221V223H208V222H210V223H212V224H214L215 225V227H218V228H220L223 224H230L229 226H230V228L233 230V232L235 233L234 235H236L237 233H240V230H241V226L240 225H236V223L235 222H233V219L231 220V218H229V216H228V214L229 213H231V211H233L234 209H237L238 211H244V213H246L249 209H257V211H258V209H261L260 211H262V209L264 208V189H263V191H262V188H263ZM34 186H37V185H34ZM34 186H32V187H34ZM69 186H70V184H69ZM195 186V185H194ZM239 186V185H238ZM252 186V185H251ZM14 187V186H13ZM39 187V186H38ZM68 187V186H67ZM75 187V186H74ZM206 187V186H205ZM228 187V186H227ZM246 187V186H245ZM29 188V187H28ZM36 188V187H35ZM65 188H66V186H65ZM83 188V187H82ZM156 188H158V187H156ZM198 188L200 189V188H202V185H198ZM208 188V187H207ZM238 188H240V187H238ZM247 188V187H246ZM16 189V188H15ZM31 189V188H30ZM42 189V188H41ZM44 189V188H43ZM64 189V188H63ZM69 189V188H68ZM71 189V188H70ZM73 189V188H72ZM76 189V188H75ZM74 189V190H75ZM118 189H120V190H124V191H130V193L128 194V195H126V196H122V195H116L117 193L116 192H118ZM167 189H169V186L167 187ZM226 189V188H225ZM73 190V191H74ZM145 190V191H146ZM19 191V190H18ZM51 191V190H50ZM65 191V190H64ZM68 191V190H67ZM66 191V192H67ZM72 191V190H71ZM72 191V192H73ZM148 191V190H147ZM146 191V192H147ZM173 191H174V189H173ZM185 190H183V192H184ZM209 191H211L210 189H209ZM228 191H229V189H228ZM242 190H240L239 192H241ZM38 192H40V191H38ZM57 192H58V190H57ZM60 192V191H59ZM65 192V193H66ZM194 192V191H193ZM212 192V191H211ZM20 193V192H19ZM23 193V192H22ZM56 193V192H55ZM89 193V192H88ZM207 193V192H206ZM213 193V192H212ZM250 195H249V194ZM38 194H40V193H38ZM53 194V196H49L50 198H48L49 200H51V202H53V204L54 205H56L58 202H60V201H58V199H55V200H57V201H54V198H57V195H54V193H52ZM51 194V195H52ZM60 194H61V192H60ZM172 194V193H171ZM203 194V193H202ZM233 194V193H232ZM10 195V194H9ZM47 195V193L45 194V196ZM48 195H50V194H48ZM47 195V196H48ZM59 195V194H58ZM65 196V198H67V197H69L70 195H72V194H68V196H66V194H64ZM74 195V194H73ZM174 195V194H173ZM182 195V194H181ZM21 196H22V194H21ZM91 196V197H92ZM167 196V195H166ZM228 196H230V195H228ZM6 197V196H5ZM80 197V196H79ZM78 198V197H77ZM211 198H213V197H211ZM223 198V197H222ZM46 199V198H45ZM69 200L68 201H66V205L67 206H70V205H72L73 206V201L71 202V198H68ZM84 199V198H83ZM83 199L81 198V200L83 201ZM225 199V198H224ZM137 200H139V199H137ZM148 200V199H147ZM159 200V199H158ZM161 200V199H160ZM78 201H79V199H78ZM77 201V202H78ZM113 201V200H112ZM49 202V201H48ZM50 202V203H51ZM75 202H76V200H75ZM221 202V201H220ZM14 203V202H13ZM17 203V202H16ZM83 203V202H82ZM92 203V202H91ZM107 203V204H108ZM164 203V202H163ZM59 204H62L61 202L59 203ZM64 204V203H63ZM76 204V203H75ZM95 204V203H94ZM138 204V203H137ZM144 204V203H143ZM207 204V203H206ZM13 205V204H12ZM53 205V206H54ZM65 205V206H66ZM77 205V204H76ZM109 205V204H108ZM165 205V204H164ZM23 206V205H22ZM66 206V207H67ZM91 206V205H90ZM128 206V205H127ZM17 207H19V209L21 210V209H24L23 207H21V206H19V205H17ZM56 207V209L57 210H61L62 209V207L60 206V205H56L55 206ZM66 207H64V208H66ZM87 207H89V206H87ZM111 206H106V207H104V208H106V209H109ZM119 207V206H118ZM126 207V206H125ZM124 207V208H125ZM29 208V207H28ZM128 208V207H127ZM162 208L163 207H161V206H159V205H150L149 206V208H148V210L147 211H150L151 210V214L152 213H156L157 211H158V213H159V211H161L162 210ZM48 209H50V208H48ZM66 209H69V208H66ZM72 209V208H71ZM93 209V208H92ZM97 209V208H96ZM115 209H118V211L120 210L119 208H115ZM197 209V210H196ZM17 210V209H16ZM26 210V208L24 209V210H22V212L23 211H25ZM30 210H31V208H30ZM70 210V209H69ZM90 210V208H86V211H89ZM100 210V212L101 211H103V210H101V209H99ZM177 210V209H176ZM182 210V209H181ZM180 210V211H181ZM28 211H29V209H28ZM67 211V210H66ZM66 211H63L62 213H65ZM91 211V210H90ZM163 211V210H162ZM34 212V211H33ZM80 212H82V211H80ZM97 212V211H96ZM99 212V213H100ZM113 212H115V211H113ZM121 212V211H120ZM119 212V213H120ZM190 212H194V213H190ZM250 212V211H249ZM60 213V212H59ZM98 213V212H97ZM97 213H95V214H97ZM98 213V214H99ZM118 213V214H119ZM167 213V212H166ZM179 213V212H178ZM27 214H28V212H27ZM97 214V216H100V215H98ZM106 214V213H105ZM112 214V213H111ZM160 214H161V212H160ZM195 214V215H194ZM31 215V214H30ZM29 215V216H30ZM78 215V214H77ZM82 215H84V214H82ZM117 215V214H116ZM263 215H264V213H263ZM69 216V215H68ZM74 216V215H73ZM96 216V215H95ZM95 216L93 215V216H87V217H85V218H83V220L80 222V224L79 225H77V219L75 220V217H74V219H72V218H63L62 220H59V219H57V217H55L54 219H51V218H46V217H40V218H35V216H32V219H26L27 221H22V219H15L16 217H17V215H16V217H12V218H8L7 219V221H6V223L8 224V225H12V226H14V227H16V228H19V229H21L22 231H25V232H31V233H33V235H35L36 237L33 239L32 237H31V235H28L27 233H22L21 235L22 236H20V238H16V240H18V239H20V241H22L23 242V244L24 245H27V247H28V245L30 246L28 249H30V251L28 252L29 254H31L32 252L31 251H37V252H40L39 251V249H38V246H40L41 245V247L45 250V251H48V249H47V245H50L51 246V248H60L61 249V253H63L64 252V250H68V251H73V252H75V253H78V254H82V255H84V256H88V257H90V255L91 256H93L94 257V259H95V256H94V254H93V252L91 251V249H88V247H87V244H89V242L91 243V241L93 242V241H100V236L98 235V233H97V229H101V224L99 223V221L97 220V217L95 218ZM107 216V215H106ZM105 216V217H106ZM118 216V215H117ZM139 216H140V214H139ZM147 216V215H146ZM24 217V216H23ZM26 217H27V215H26ZM34 217V218H33ZM72 217V216H71ZM78 217H80L79 215H78ZM101 217H103V216H101ZM120 217V216H119ZM122 217V216H121ZM131 217V216H130ZM158 217H160V216H158ZM236 217H237V215H236ZM0 218H1V216H0ZM59 218V217H58ZM81 218V217H80ZM117 218V217H116ZM233 218V217H232ZM254 218V217H253ZM99 219V218H98ZM103 219H104V217H103ZM107 219V218H106ZM120 219V218H119ZM124 219V218H123ZM122 219V220H123ZM130 219V218H129ZM128 219V220H129ZM131 219H133V218H131ZM158 219V220H159ZM118 220V219H117ZM117 220H115V221H117ZM126 220H127V218H126ZM127 220V221H128ZM104 221V220H103ZM113 221H114V219H113ZM126 221V222H127ZM135 221V220H134ZM102 222V221H101ZM125 222V223H126ZM129 222V221H128ZM130 222H132V221H130ZM129 222V223H130ZM200 222V221H199ZM133 223V222H132ZM139 223V222H138ZM3 224V223H2ZM103 224V223H102ZM104 224L106 225V223L104 222ZM122 224V223H121ZM127 224V223H126ZM256 224V223H255ZM111 225H114V224H111ZM139 225V224H138ZM254 225V224H253ZM5 226V225H4ZM117 227L118 226H120L121 227V225H116ZM126 226V225H125ZM143 226V225H142ZM141 226V227H142ZM196 226H197V223H196ZM7 226H5V227H0V232H3V234L6 236V232H7V228H6ZM13 227V228H14ZM138 227H140V226H138ZM137 227V228H138ZM147 227V226H146ZM167 227V229H165V228ZM82 229V232H80L79 234H77V235H75V232H74V229ZM144 228V227H143ZM18 229V230H19ZM114 229H116V228H114ZM119 229V228H118ZM129 229V228H128ZM135 229V228H134ZM193 229V228H192ZM230 229V230H231ZM117 230V229H116ZM138 230V229H137ZM10 232V231H9ZM118 232V231H117ZM190 232V231H189ZM198 232V231H197ZM199 232H200V230H199ZM216 232V231H215ZM242 232V231H241ZM20 233V232H19ZM111 234H113L114 232H110ZM133 233V232H132ZM199 234V233H198ZM197 234V235H198ZM127 235V234H126ZM197 235H195V236H197ZM199 235H202L201 233L199 234ZM118 236V235H117ZM129 236V235H128ZM131 236V235H130ZM129 236V238H131ZM194 236V235H193ZM194 236V237H195ZM246 236V235H245ZM255 236V235H254ZM244 237V236H243ZM29 238H32V239H29ZM121 239H123V237L121 236L120 237ZM197 238V237H196ZM199 238V237H198ZM239 238V237H238ZM247 238H248V236H247ZM247 238L246 239H243V246H242V248L241 249H243L244 247L246 248L247 246L250 248V253H248V255L246 256V259H248V260H253V261H255V260H258L259 262H263L264 263V247H259V246H256V244L254 245L253 243H251V241H249V240H247ZM108 239H111L110 241L109 240H107V241H109V243H111L112 245L113 244H115V242L114 241H117L116 243L117 244H123L126 240H120L119 238L118 239H116V237L114 238V236H108ZM194 239V238H193ZM200 240L199 241H197L196 243H194L193 244V246L192 247H194V246H197L196 248H194L197 252H199V253H203L204 255L206 254V253H209L210 251H209V249H208V237H202V238H199ZM255 239V238H254ZM15 240V241H16ZM124 241V242H123ZM227 241V240H226ZM239 241V240H238ZM253 241V240H252ZM130 242V241H129ZM133 242V241H132ZM217 242H219V241H217ZM105 243V242H104ZM93 244V243H92ZM100 244V243H99ZM121 244V245H122ZM128 244V243H127ZM132 244V243H131ZM135 244V243H134ZM190 244H192V243H190ZM91 245V244H90ZM106 245H110V244H106ZM199 245V246H198ZM92 246V245H91ZM102 246H103V242H102ZM123 246H124V244H123ZM26 247V246H25ZM105 247V246H104ZM103 247V248H104ZM109 247V246H108ZM113 247V246H112ZM119 247V246H118ZM191 247V246H190ZM107 248V247H106ZM123 248V247H122ZM125 248V247H124ZM0 249H1V247H0ZM9 249V248H8ZM63 249V250H62ZM97 249V248H96ZM113 249V248H112ZM127 249V248H126ZM93 250V249H92ZM97 250H99V249H97ZM105 250V249H104ZM114 250V249H113ZM53 251V250H52ZM102 251V250H101ZM116 251V250H115ZM25 252H27V251H25ZM49 252H51V251H49ZM110 252H111V250H110ZM113 252V251H112ZM119 252H121V251H119ZM124 252V251H123ZM128 252V251H127ZM67 253V252H66ZM101 253V252H100ZM130 253V252H129ZM241 253H242V250H241ZM120 254V253H119ZM122 254V253H121ZM243 255H244V253H242ZM103 255V254H102ZM102 255L101 256H99V254L97 255V256H99V257H102ZM107 255V256H106ZM105 256L108 258V255L109 254H106ZM220 255V254H219ZM253 255H256V256H258L257 258L256 257H253ZM14 256V255H13ZM54 256V255H53ZM96 256V257H97ZM110 256V255H109ZM223 256V255H222ZM42 257H43V253H40V255L39 256H36L35 258H34V260H42ZM88 257H87V259H88ZM98 257V258H99ZM0 258H1V255H0ZM29 258H31V257H29ZM29 258H25V260H27L28 262L31 260H29ZM55 258V257H54ZM72 257L70 256H68V255H66V257H64V259H62V261H61V264H71V260H73V259H71ZM9 259V258H8ZM46 259V258H45ZM90 259V258H89ZM103 259H105L104 258V256H103ZM112 259V258H111ZM83 260V259H82ZM7 261V260H6ZM56 260H53L52 262H55ZM77 261V260H76ZM79 261V260H78ZM108 261V260H107ZM8 262V261H7ZM27 262V263H28ZM51 262V263H52ZM96 262H97V260H96ZM110 262V261H109ZM108 262V263H109ZM259 262H258V264H259ZM2 263V262H1ZM79 263V262H78ZM84 263V262H83ZM92 263V262H91ZM10 264H12L11 262H10ZM13 264H18L17 262L16 263H13ZM44 264H50V263H44ZM80 264V263H79ZM86 264H88V263H86ZM107 264V263H106ZM246 264V263H245Z\"/></svg>","mask_w":264,"mask_h":264},{"label":"snow or ice","instance_id":"obj_3","mask_svg":"<svg viewBox=\"0 0 264 264\" xmlns=\"http://www.w3.org/2000/svg\"><path fill=\"white\" fill-rule=\"evenodd\" d=\"M100 131H102V129H98ZM4 234L3 232H0V243L3 242L4 240ZM31 239V238H29ZM93 247V251H96V246H92ZM97 254H101L100 252H97ZM109 255L111 256H117L118 254L117 253H113V252H109L108 253ZM149 255H158V254H154V253H147V252H138L136 253V257H147ZM18 264H25V261L23 259H21ZM32 264H41V261L40 260H34L32 262ZM111 264H134V258L131 257V256H128V255H123V256H120L119 259H115L111 262Z\"/></svg>","mask_w":264,"mask_h":264}]
</instances>
